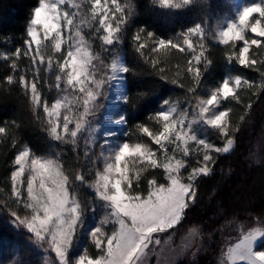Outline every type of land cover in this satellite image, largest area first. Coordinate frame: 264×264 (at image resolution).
Here are the masks:
<instances>
[{"label":"snow or ice","instance_id":"6c2138e0","mask_svg":"<svg viewBox=\"0 0 264 264\" xmlns=\"http://www.w3.org/2000/svg\"><path fill=\"white\" fill-rule=\"evenodd\" d=\"M158 2L163 8L180 9L190 5L193 0ZM90 3L91 18L97 20L98 17L99 27L96 32L100 33L101 47L107 52V46L119 42L118 34L122 30L121 26L127 23L126 18L131 16V8L125 12L118 0H90ZM65 4L77 11L69 12L62 7ZM117 13L119 15H116ZM78 15L81 19L76 20ZM85 23L87 19L81 11V5L74 0H37L26 28L25 48H17L14 53L16 59L23 55L35 66L37 57L41 64L44 63V41H51L54 51L61 52L62 44L67 40L62 62L56 65L60 74H57L55 79L58 90H72L74 95L71 99L69 95H64L49 105L38 88V67H34L31 81L23 74L18 80L13 75L6 77L7 83H18L25 94L30 96L34 110L42 107L48 117L51 138L73 145L74 150L78 134L85 131L87 117L93 115L98 107L96 102L103 95V86L109 81L120 79L121 74L130 71L119 58L112 60L110 74H105L101 67L93 63L98 61L99 65H103L104 61L99 54L91 51V45L81 35L80 25ZM65 31L68 32L67 37L64 36ZM142 32L143 30L138 31L133 37L137 51L146 47L144 40L150 39L153 41L152 52L163 51L167 54L169 50H175L189 54L187 73L192 76L193 84L186 90L196 103L189 101L188 104L192 110L191 120L187 108L177 114L176 107L169 106L154 117L161 124V130L154 132L148 127H141L140 130L152 143L159 146L162 162L157 156V150H153L146 143L122 142L104 156L103 170L97 171L95 181L88 185L108 209L99 224L89 230L98 252L96 257L85 252L75 260L69 258L76 231L82 225L84 215V208L75 198L72 189L76 182L81 185L88 183L85 175L77 172L70 176L66 174L58 158H45L35 154L30 156L28 148H24L15 156L11 191L16 201L23 203L24 207L31 211V215L20 216L13 211L12 216L16 218L18 225L26 228L37 240L45 241L50 238L47 242L54 251L58 264H143L149 246L160 243L155 234L177 226L191 203H194L196 181L199 177L210 174L215 161L210 153L227 154L234 146V135L230 134L229 122L226 120L229 111L216 109L220 108L222 101L232 99L240 102L237 89L249 85L248 79L239 75L225 78L207 99H200L195 96L196 88L200 85L203 71L211 64V60L205 55L207 49L203 42L204 29L201 25L197 24L187 32L181 33L180 40L156 39L152 32L143 33L142 40ZM248 32L252 34L251 37L247 35ZM193 36L200 39L193 41ZM217 40L229 48L226 55L229 63L235 61L241 68L259 71L261 77H264V59L258 60L250 51L253 46L256 49L264 48V0L243 6L234 20L217 31ZM238 43L240 46L237 48ZM47 66L49 69L53 66L51 57L48 58ZM153 66H156L155 61ZM10 67L13 71L17 70L15 60ZM159 71L163 74L164 67L161 66ZM162 78L166 77L162 75ZM171 82L178 83L177 80ZM261 86L264 87V81ZM163 104L169 105V101L165 100ZM116 122L125 123V120ZM199 122L218 129L224 137L223 145L214 146L203 139H197L192 128L193 124ZM236 130L238 131V128ZM6 133V127H0V134ZM189 141L203 145L204 151L202 159H199L201 153L197 152L198 166L193 167L185 178L181 170L186 167V162L177 158L175 153L179 150L183 156H188L191 151L187 147ZM168 145L175 146L171 153ZM130 160L139 161L145 167L153 169L163 168L167 183L161 184L155 178L149 179L146 192L142 191L139 173L137 172L135 177L130 174ZM110 224L114 227L109 232L107 226ZM260 240H264V228L257 227L242 233L238 242L227 249V264H264V250L255 251Z\"/></svg>","mask_w":264,"mask_h":264},{"label":"trees","instance_id":"16d2710c","mask_svg":"<svg viewBox=\"0 0 264 264\" xmlns=\"http://www.w3.org/2000/svg\"><path fill=\"white\" fill-rule=\"evenodd\" d=\"M222 1L193 0L188 6L171 9L161 7L158 0H118L125 12L129 7L132 12L126 18L127 23L121 26V51L130 69L126 73L128 98L123 108L126 115V142L150 143V138L140 129L148 127L154 132L161 130V124L154 117L162 111L163 101L185 106H188L189 101L196 103L186 90L193 84L192 76L187 73L189 54L175 50H169L167 54L163 51L152 52L153 41L144 40L143 33L152 32L156 39L180 40L181 33L191 27L197 24L205 26ZM36 4L37 0H0V127L7 129L6 134H0L1 255L10 254L18 239L7 220L12 218L13 211L19 214L25 211L11 191L14 159L20 150L28 147L37 156L60 157L70 176L83 168L82 152L68 144L59 147L49 135L48 119L42 107L34 110L30 96L25 94L24 89L18 83L9 84L6 80L9 75L18 80L23 74L31 81L34 67H38V88L49 105L55 102L61 92L56 87L55 77L59 71L54 59L49 69L48 61L41 64L39 57L34 66L27 57L22 55L16 59L14 55L17 48H25L26 28ZM140 30H143L141 39L146 47L137 51L133 37ZM94 31L89 34V39L94 52L103 56L101 44L94 39ZM206 44L205 55L211 64L206 71L201 66L203 75L195 93L200 99L208 96L205 88L216 89L228 76L239 75L248 81L263 78L259 71L241 68L235 61L229 63L226 59L229 51L227 46L208 41ZM65 52L54 51L49 42L44 56H55L62 61ZM14 60L18 66L15 71L10 67ZM153 61L156 66H153ZM161 66L165 69L163 74L159 71ZM162 75L166 78H162ZM172 80L178 83H172ZM181 84L184 86L181 87ZM238 94L240 102L232 100L228 103L230 134L234 135L235 147L228 154L214 157L211 173L197 181L195 201L179 224L184 231L198 230L203 242L198 259L189 264H214L224 245L228 227L264 222V88L255 93L254 90L246 89L244 93L241 90ZM214 140L221 144L217 134ZM153 178L161 184L166 182L162 170L149 171L142 179L143 191L147 190V180ZM87 194L96 198L92 193Z\"/></svg>","mask_w":264,"mask_h":264},{"label":"rangeland","instance_id":"374dc122","mask_svg":"<svg viewBox=\"0 0 264 264\" xmlns=\"http://www.w3.org/2000/svg\"><path fill=\"white\" fill-rule=\"evenodd\" d=\"M227 1L228 0H223L221 2L222 4L217 5L215 13L211 15L206 25L203 27L201 26L204 29L203 42L205 45H207V41L220 44L217 40V31L219 29L224 28L228 22L234 20L236 18L237 12L240 11L243 6L260 2V0H229L227 4ZM74 2L81 5V11L83 12L84 17L87 19V23L80 25L81 35L84 36L85 40L91 45V51L94 54H97L93 50V44L89 39V34L92 30H95L93 33V35L95 36L94 39L99 41L100 44H102L99 39L100 33L96 32V28L99 27L97 22L98 17L97 20H93L91 18V12L89 11V9L91 8L90 0H74ZM62 7L68 10L69 12L77 11L76 9L71 8L68 4L63 5ZM116 15H119V13H117ZM79 19H81L80 15L76 17V20ZM113 23H115V21H113ZM67 35L68 32L65 31L64 36L67 37ZM86 35L88 36L86 37ZM118 35L120 36L119 42H114L112 46H107L109 48V51L107 52L104 51V49L102 48L103 56L99 54L101 59L104 61V64L99 65L98 61H93L94 64H97L104 70L105 74H110V65L114 58H119L120 62L127 66L125 56L121 51L122 30ZM247 35L249 37L252 36L250 32H248ZM192 39L193 41H196L199 40L200 37L193 36ZM49 42L51 43V41H44V45L47 47ZM239 46L240 44L238 43L237 48ZM66 49L67 40H65V43L62 44L61 51H66ZM250 51L252 54L256 55V58L258 60L264 59V48L256 49L255 46H253ZM51 58L52 61L54 59L55 65L62 62L59 61L55 56H52ZM45 61H48V57L44 56V62ZM230 77L235 76H228L227 78ZM262 81H264V77L262 79H259L258 81H249V85H245L241 89H237V92L239 93L242 90V92L244 93L246 89L254 90V93L259 92L262 88H264L261 86ZM61 88H63L62 82ZM205 89V92L208 95L207 98L210 96L211 92L215 90H208L207 88ZM64 95H69V98L71 99L74 93H72L71 89H69L67 92L61 91L57 99L62 98V96ZM127 98L128 89L126 74H121L120 79L115 81H109L103 86V95L99 97L96 102L98 107L96 108L95 113L87 117L85 131H83L81 134H78L75 149L78 152H82L84 156L82 162L83 168L81 167L79 171L85 175L88 183L85 185H81L78 182L76 185H73L72 189L75 194V198L81 203L82 207L84 208V215L82 218L83 223L76 231L75 238L69 252L70 260H75L85 252L92 257H96L98 255L97 249L95 248L89 235V230L93 229L99 224V221L103 219L104 216L107 214L108 209L103 206L104 202L96 197L95 191L88 185H91L95 181L96 172L103 170L104 156L108 155L109 150L114 146L118 145L119 143L126 142V121L125 123H117L116 121L120 119L125 120L126 118L125 111L123 108L126 105ZM229 101H232V99H229L228 101H222L220 108H217L216 111H229ZM169 106H175L177 109V114L187 108L188 112L190 113L189 120H191L192 110L188 106L171 103L169 105H164L162 111L166 110ZM80 110L82 111V109ZM229 116L226 117V120L229 122L228 130L230 132ZM192 132L197 136V139H203L207 143L212 144L214 146H222L224 143V137L220 135L218 129H215L209 125H205L202 122L193 124ZM216 134L219 136L221 144H217V141L214 140V135ZM54 141L58 143L59 147L67 145V143H63L61 141ZM148 145L153 150H157V156L162 162L163 157L160 154L159 146L152 143L151 139ZM173 147L175 146L168 145L170 153ZM187 147L191 149L188 156H183L179 150H177L175 153L177 158H182L186 162V167L181 170L185 178L193 167L198 166L197 152L201 153L199 159H202V152L204 151L203 145H197L194 141H189ZM234 147L235 142L230 152L234 149ZM24 148H22L20 151H22ZM85 152H87V156H85ZM210 154L214 157L218 155V153L215 152H211ZM31 155L32 152L30 151V156ZM48 157L58 158L59 160L61 159L60 157L55 156ZM129 169L130 174L133 177L136 176L137 172L139 173L141 185L143 176L146 175L149 171L162 170L164 172L163 168L153 169L151 167H145L139 161L132 160L129 161ZM26 176L27 173H25V177ZM165 176L166 174L164 173V178ZM165 181L166 182L164 184L167 183L166 178ZM133 182L135 183V179ZM87 192L94 194L96 198L94 199L90 196V194H87ZM18 205L22 206L25 209V211L20 214V216L31 215V211L29 209H26L23 203L18 202ZM7 222L16 231L18 239L14 247L11 249L10 254H0V264H58L55 253L54 251H52L50 244L47 242V240L50 238H46L45 241L37 240L33 234L27 231L26 228L18 225L16 218L13 216L11 219L7 220ZM179 224L166 232L155 234V238L158 239L160 243L158 245L153 243L149 246L146 256L143 258V264H189L195 262L198 259L203 247V242L200 239L198 230L190 229L188 231H184L182 230V228L179 227ZM113 227L114 226L111 224L108 225L107 231L110 232ZM257 227L264 228V222L260 221L255 224H236L231 227H228V229L226 230V236L224 238V245L220 250L221 252L216 257L214 264H227V249L238 242L242 233ZM262 250H264V240L258 241L255 247V251Z\"/></svg>","mask_w":264,"mask_h":264}]
</instances>
